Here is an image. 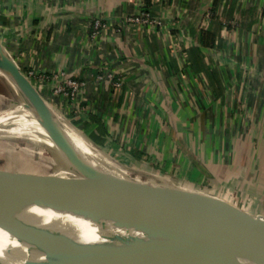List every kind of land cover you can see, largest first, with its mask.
Masks as SVG:
<instances>
[{
    "label": "crops",
    "instance_id": "1",
    "mask_svg": "<svg viewBox=\"0 0 264 264\" xmlns=\"http://www.w3.org/2000/svg\"><path fill=\"white\" fill-rule=\"evenodd\" d=\"M215 1L0 0V41L120 166L264 215V0Z\"/></svg>",
    "mask_w": 264,
    "mask_h": 264
},
{
    "label": "bare ground",
    "instance_id": "2",
    "mask_svg": "<svg viewBox=\"0 0 264 264\" xmlns=\"http://www.w3.org/2000/svg\"><path fill=\"white\" fill-rule=\"evenodd\" d=\"M9 67V62L0 56V81L14 94V99L0 95L9 111L6 113L10 115L4 116L6 113L2 110L0 139L4 138L12 143L25 142V150L28 154L32 156L38 154L40 159L48 161L49 165L45 163L44 165L50 170V175L45 176V180L40 178V181L33 184L61 190L89 183L88 179L80 176L47 150L55 148L50 139L52 137L64 145L81 168L88 169L89 167L82 160L83 157L97 168L100 166L96 163L103 161L100 165L111 166L112 168L109 169L117 175H120L119 171H121L126 176L131 175L137 180L148 183L168 185L186 192L201 191L162 174H149L148 179L142 180L141 177L144 176L141 175L142 172H134L113 164L109 156H105L103 152H97L100 148L81 131L80 133L86 138L82 136L83 138L79 139L74 135L76 132L68 127L70 134L62 122L53 119L44 109L47 108L44 98L31 101L27 99L23 91L19 89L16 78ZM65 172L68 176L63 175ZM98 175L104 177L103 173L98 172ZM151 175L156 177L150 179ZM16 194L28 195L26 191L0 185V196L7 197ZM151 205H153L151 202L144 201L138 195L117 192L100 201L58 208L0 205V262L2 264H126L131 253L102 256L98 255L95 250L64 251L56 247L54 241L71 238L82 243L105 242L108 246L115 245L118 247L116 249H120L140 236L145 227L144 223L151 216L129 217L120 220L116 219L118 215L122 212L133 213ZM161 211L169 213L170 206H163ZM191 242L192 239L178 243L160 240L157 242L160 253L158 251L151 253L143 249L133 264H161L162 260H157L158 254L163 255L164 264H174L188 251ZM141 245L142 242H139L136 248Z\"/></svg>",
    "mask_w": 264,
    "mask_h": 264
},
{
    "label": "water",
    "instance_id": "3",
    "mask_svg": "<svg viewBox=\"0 0 264 264\" xmlns=\"http://www.w3.org/2000/svg\"><path fill=\"white\" fill-rule=\"evenodd\" d=\"M0 56L9 62L16 83L27 99L31 101L44 98L1 41ZM50 139L55 148L49 150L55 152L56 157L80 176L88 179L89 183L75 188L55 190L12 177L18 174L23 177L41 178L50 174L35 176L22 172L0 171L1 186L28 193L26 196H0V205L58 208L100 201L115 192L135 194L153 204L133 213L122 212L118 215L116 219L120 220L151 216L144 223L145 227L140 236L120 249H116L118 247L115 245L108 246L105 242L82 243L71 238L54 241L56 247L74 252L95 250L102 256L131 253L126 264H133L143 249L160 253L157 244L160 240L178 243L192 239L188 251L174 264H264V215H253L210 193L198 190L186 192L168 185L152 184L126 176L121 171L120 175H117L107 166L100 165L103 161L96 163L100 166L97 168L82 157L89 170L81 168L59 140L52 137ZM98 172L103 173L104 177H100ZM163 206H170V212H162ZM139 242H142V245L136 248ZM157 258L164 264L162 254H158Z\"/></svg>",
    "mask_w": 264,
    "mask_h": 264
},
{
    "label": "rangeland",
    "instance_id": "4",
    "mask_svg": "<svg viewBox=\"0 0 264 264\" xmlns=\"http://www.w3.org/2000/svg\"><path fill=\"white\" fill-rule=\"evenodd\" d=\"M24 72V71H23ZM26 73V72H24ZM28 74V73H26ZM37 88V87H36ZM37 90L40 92V90L37 88ZM41 93V92H40ZM0 95L8 98V99H14V94L13 92L7 88V86H4V84H2V82L0 81ZM42 95V93H41ZM43 96V95H42ZM44 97V96H43ZM46 99V103L45 105L47 108H44L53 119H56V121H60L63 123L64 126H66V128L68 129V127L73 130L74 132H76V134L74 133V135L76 137H78L79 139H82L84 136L80 133V131L72 124V122L68 119V117L62 113V111L60 110V108H58L57 106H55L52 101L50 99H47L46 97H44ZM41 100H43L40 97ZM0 107L3 111H5V113H9L8 109L5 107V104L2 100V98H0ZM50 105V106H49ZM5 114L4 116L8 117L10 115ZM2 117V115L0 114V118ZM68 132L71 134L70 130L68 129ZM73 135V133H72ZM83 136V137H82ZM86 138V137H84ZM91 143V142H90ZM25 142H11L7 139H0V171H6V172H11V173H23V174H29V175H47L50 174V170L45 168V164L49 165L48 161H44V159H40L38 154H35L34 156L28 154L25 150ZM83 145V144H82ZM95 146V145H93ZM8 147V148H7ZM96 148V146H95ZM52 155H57L55 152L47 149ZM100 152L102 154H104L105 156H108L107 153H105L104 151H102L101 149H97V152ZM31 157V158H30ZM113 164L115 165H119L118 161L111 158ZM117 162V163H116ZM120 166V165H119ZM107 168H112L107 167ZM128 169H130V167H128ZM53 171H55V169L52 168ZM134 172H137L139 170H133ZM142 173H144V176L141 177L142 180L143 179H148L149 176H146V174L150 173V174H158L156 172H147V171H140ZM64 176L67 175V172H65L63 174ZM134 175V174H132ZM142 175V174H141ZM149 175V174H148ZM68 176V175H67ZM131 176V175H130ZM152 176V175H151ZM15 179H19L21 181H26V182H30V183H36L38 181H40V177L39 178H29V177H23L21 175L15 174L12 176ZM132 177V176H131ZM139 177V178H140ZM156 176H152L150 177L153 178ZM163 177V176H162ZM138 178V177H136ZM167 178V177H166ZM41 180H45V177H41ZM178 182H182V181H178ZM186 184V183H185ZM225 195V199L227 200L230 197V193L226 192L224 193ZM234 201L235 198H232ZM239 203L242 204V201H240Z\"/></svg>",
    "mask_w": 264,
    "mask_h": 264
},
{
    "label": "built area",
    "instance_id": "5",
    "mask_svg": "<svg viewBox=\"0 0 264 264\" xmlns=\"http://www.w3.org/2000/svg\"><path fill=\"white\" fill-rule=\"evenodd\" d=\"M131 20L132 21H141L144 23H151L152 22L151 14L148 11H142L140 16L131 17ZM96 25L100 26L101 22L97 21ZM66 86L70 87V94L75 95L80 90L81 83H79L75 79H68L64 86L56 87L55 90L57 93H63L64 91H66Z\"/></svg>",
    "mask_w": 264,
    "mask_h": 264
},
{
    "label": "trees",
    "instance_id": "6",
    "mask_svg": "<svg viewBox=\"0 0 264 264\" xmlns=\"http://www.w3.org/2000/svg\"><path fill=\"white\" fill-rule=\"evenodd\" d=\"M145 1H146V5L149 6V3H150L149 0H145ZM218 1H219V0H216V1H215V5L217 4ZM216 6H217V5H216ZM215 8H216V7L214 6L213 9H212V11L215 12ZM201 42H202V44H205V45L208 44V42L205 41V34H204V32L202 33V36H201Z\"/></svg>",
    "mask_w": 264,
    "mask_h": 264
}]
</instances>
